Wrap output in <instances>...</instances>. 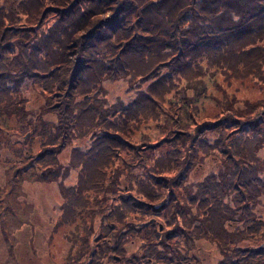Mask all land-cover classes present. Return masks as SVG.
<instances>
[{
  "label": "trees",
  "instance_id": "1",
  "mask_svg": "<svg viewBox=\"0 0 264 264\" xmlns=\"http://www.w3.org/2000/svg\"><path fill=\"white\" fill-rule=\"evenodd\" d=\"M205 68L228 84L264 82V0H3L0 132L15 130L3 122L15 115L23 140L39 138V152L22 148L14 175L59 181L63 223L84 236L68 264L185 263L196 242L215 247L214 264H264V103L234 102L192 133L178 124L200 94L166 100ZM124 80L145 89L126 102L107 98V86ZM171 114L166 150L134 141ZM67 145L64 165L58 150ZM211 152L219 165L197 181ZM125 153L137 161L127 165Z\"/></svg>",
  "mask_w": 264,
  "mask_h": 264
},
{
  "label": "rangeland",
  "instance_id": "2",
  "mask_svg": "<svg viewBox=\"0 0 264 264\" xmlns=\"http://www.w3.org/2000/svg\"><path fill=\"white\" fill-rule=\"evenodd\" d=\"M0 5H3V0H0ZM9 5L10 0H6V6ZM16 22L18 25L23 23L30 25L22 19H17ZM52 22L51 17L43 19V28H47ZM36 24L38 23L35 22L34 25ZM204 75L199 78H192L190 84L187 81L181 82L178 90L167 95V103L172 106L183 95L191 97V95L200 94L195 96L194 99L191 98L193 115L186 114L181 118L178 124L179 127L190 128V132L193 133L195 129L193 123H202L204 119L217 115L225 107L233 106L234 102L239 105L245 102L256 103L262 101L264 103L263 81L254 82L251 80L228 84L223 81V76L220 73L208 71L206 68L204 69ZM145 86L146 84L138 86L133 84L130 87L126 80L113 83L107 86L112 91L107 98H121L126 102L136 95V91L144 90ZM26 97L30 98V93H27ZM35 98L33 97L30 100L32 102L37 101L39 104L40 101ZM165 107H167V104ZM262 112H264V108H262ZM174 117L177 116L173 114L166 115L163 118L161 117L159 121L143 125L138 131H135L134 141L150 143V145H153L151 151L154 153L166 150L170 139L169 136H166V127L172 126ZM3 122L7 128L6 131L9 128H15V130L9 135H6L3 131L0 132V139L3 140L0 144V264H68L69 252L74 251L76 253L79 249L76 235L84 237L83 233L79 230L81 234H75L77 230H75L74 225L63 223L64 202L57 179L46 183L39 180L36 175H32L30 170L26 175L15 177L14 172L16 169L25 164L27 153L22 152V148L29 145L32 147L33 152H39L41 150L37 143L39 138L26 134V139L23 140L24 131H19L22 128L19 124V118L15 115L3 118ZM31 137H34L35 141L29 142L28 140ZM188 144V141L185 142V146H188ZM143 148L140 147L138 152H141ZM70 150L71 146L68 145L58 150L60 152L58 154L60 163L67 165L70 162V159H72ZM212 152L203 164L206 169L203 174L200 175V170L196 171L197 181L205 173H208V167L211 169V165H219L217 163V157L219 156ZM262 156L264 155L262 154ZM122 160L129 165L135 163L137 158H134L133 155L127 156V153H125L122 155ZM117 163L119 166L121 165L120 160ZM166 175L171 177L174 173ZM62 176L59 175V177ZM75 179L76 172L72 171L68 176L63 177L62 184L64 186L73 185ZM128 181L130 183L129 176L121 179V186L125 191L129 188L127 186ZM190 185L194 186L195 184ZM87 223L92 225V221L89 219ZM98 232L99 227H94L91 230L89 234L91 240L93 237L96 238ZM72 244H76V246L73 248ZM195 246L197 247L196 256L199 258V264H214L216 262L218 258L217 251L213 245L208 243H205V245L197 244L196 242Z\"/></svg>",
  "mask_w": 264,
  "mask_h": 264
},
{
  "label": "flooded vegetation",
  "instance_id": "3",
  "mask_svg": "<svg viewBox=\"0 0 264 264\" xmlns=\"http://www.w3.org/2000/svg\"><path fill=\"white\" fill-rule=\"evenodd\" d=\"M187 261L185 264H198L199 258L196 256V252H191L187 255ZM190 258V259H189ZM180 264H184L183 262H180Z\"/></svg>",
  "mask_w": 264,
  "mask_h": 264
}]
</instances>
